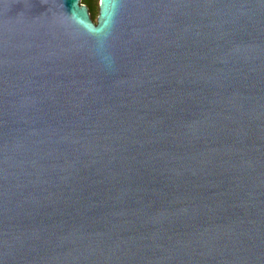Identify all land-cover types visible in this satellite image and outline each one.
Instances as JSON below:
<instances>
[{"label": "water", "instance_id": "water-1", "mask_svg": "<svg viewBox=\"0 0 264 264\" xmlns=\"http://www.w3.org/2000/svg\"><path fill=\"white\" fill-rule=\"evenodd\" d=\"M0 264H264V0H0Z\"/></svg>", "mask_w": 264, "mask_h": 264}, {"label": "trees", "instance_id": "trees-1", "mask_svg": "<svg viewBox=\"0 0 264 264\" xmlns=\"http://www.w3.org/2000/svg\"><path fill=\"white\" fill-rule=\"evenodd\" d=\"M85 4L88 5L89 11L93 18H96V14L98 12V1L99 0H81Z\"/></svg>", "mask_w": 264, "mask_h": 264}, {"label": "snow or ice", "instance_id": "snow-or-ice-1", "mask_svg": "<svg viewBox=\"0 0 264 264\" xmlns=\"http://www.w3.org/2000/svg\"><path fill=\"white\" fill-rule=\"evenodd\" d=\"M101 6L103 7V0H101Z\"/></svg>", "mask_w": 264, "mask_h": 264}, {"label": "rangeland", "instance_id": "rangeland-1", "mask_svg": "<svg viewBox=\"0 0 264 264\" xmlns=\"http://www.w3.org/2000/svg\"><path fill=\"white\" fill-rule=\"evenodd\" d=\"M99 2V1H98ZM97 15V14H96Z\"/></svg>", "mask_w": 264, "mask_h": 264}]
</instances>
